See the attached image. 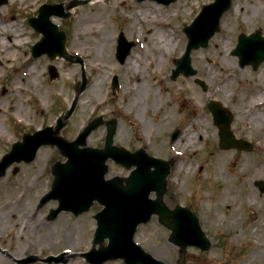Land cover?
Segmentation results:
<instances>
[{"label":"rangeland","instance_id":"1","mask_svg":"<svg viewBox=\"0 0 264 264\" xmlns=\"http://www.w3.org/2000/svg\"><path fill=\"white\" fill-rule=\"evenodd\" d=\"M68 1L71 0H8L7 4L0 5V29L6 28L13 32L22 28L32 33L28 35L23 52H16V58L9 51L4 52L13 58L9 66H2L0 58V104L4 109L0 114V118L4 119L1 121L4 130L0 133V160L24 135L55 124L56 118L70 107L76 86L81 84L80 75L83 71L87 79L86 88L78 96V103L61 131V137L72 141L97 117L104 122L115 120V146L129 152L144 149L149 156L169 163L165 189L170 195L165 193L163 202L169 209L182 206L194 212L210 245L207 251L194 247L180 251V247L169 241L170 231L160 223L156 215L148 223L137 227L134 243L163 264H257L250 260L252 258L246 261L244 257L256 245L255 230L259 233L258 241L264 244V192L260 193L254 184L264 181V110H250L249 103L255 92H264V62L255 71L250 66L239 68L238 58L232 55V51L238 35L242 33L249 35L260 31L264 36V8H258L260 5H256L254 0H231L230 8L220 18L219 32L212 36L207 47L191 52L195 77L179 75L173 80L171 70L175 68L174 61L182 56L187 44L182 27L193 21L201 5L211 4L213 0H175L168 5L157 4L155 0L90 2L71 10L68 19H51L52 24H56L58 30L66 34L64 44L67 52L81 58L82 64L69 63L60 58L51 60L44 55L33 58L32 45L40 40L41 35L32 29L29 19L37 16L41 4H67ZM124 2L131 5V9H140L143 17L152 21L140 22L135 27L137 35H141L138 32L141 30L144 39L138 41L132 37L135 33L127 31L131 20L119 17L128 11ZM145 3L153 5V14L144 7ZM238 4L243 10L237 17H233L231 13ZM171 10L173 12L169 13ZM81 17L93 20L94 24L87 31L79 33L75 22ZM100 22L105 23V27L99 26ZM163 29L176 31L181 43L171 57H166L163 66L157 67L155 71L162 82L159 88L162 99L156 101L154 88L147 84L139 89L138 97L133 98L130 94L134 91L133 82L130 74L126 73L127 58L119 63L115 57L118 35L122 33L127 41L133 43L130 56L154 30L161 32ZM101 30L112 43L110 52L101 43ZM226 48L229 50L226 51ZM99 50L105 54L97 56ZM29 64L35 67L36 79L28 85V91L13 89L12 79ZM50 66L57 72L55 79L49 77ZM92 66H96L98 71L92 69ZM113 76L118 77L119 88L116 90L110 85ZM195 78L202 80L207 89L202 90L193 81ZM4 87L12 90L7 96L4 95ZM43 90H46V95ZM130 98H133L132 101ZM210 101L220 103L233 114L230 132L238 141L250 142V152L218 147V128L206 108ZM18 105L23 112L18 111ZM169 106L172 110L167 112ZM186 124L187 128L184 129ZM194 125L198 136H195L193 145L182 150L179 138L182 133L190 134ZM174 130L179 131L178 137L170 142V134ZM105 135L104 125L97 127L88 137L85 146L103 148ZM218 156L222 160L221 173H225L227 179L214 174L213 164ZM59 161L64 162L65 158L55 147L43 146L32 162L12 163L0 176V191L27 193L25 199L30 205V213H37L36 220L23 227L20 226L17 210L9 215L0 212V264H89L82 254L92 248L98 250L108 245V239L92 245L96 230L94 216L103 208L97 202L80 215L74 216L71 212L63 211L54 218L49 215L58 206L56 200L39 205L41 198L51 190L54 180L51 169ZM107 165V179L119 178L123 181L132 170L111 160H108ZM248 169L257 172L252 182L244 183L234 199L219 203L222 188L225 185L233 187L241 184L244 178L240 173ZM248 190H253L251 199L244 195ZM150 198H155L154 193L150 194ZM38 221L45 224L44 229H35ZM70 224L75 230H72V235L67 232L65 237L60 231L63 232ZM47 229L52 236L49 241L43 237ZM18 230L22 236L14 238ZM49 256L57 257V261L47 262ZM103 264L124 262L112 260Z\"/></svg>","mask_w":264,"mask_h":264},{"label":"water","instance_id":"2","mask_svg":"<svg viewBox=\"0 0 264 264\" xmlns=\"http://www.w3.org/2000/svg\"><path fill=\"white\" fill-rule=\"evenodd\" d=\"M155 1L167 5L173 0ZM6 2L7 0H0V5L6 4ZM86 3L74 0L68 4L66 9L62 4L42 5L39 8L37 18L29 20L32 27L42 35L41 40L32 47L34 58L45 54L51 59L60 57L68 62L82 63L80 58L68 55L64 45L66 36L50 22V17L68 18L70 9ZM229 4H231L230 0H215L211 5L203 6L193 22L189 26L183 27L188 41L182 57L175 61L176 68L172 70L171 79H176L180 74L186 77L196 74V71L191 67L190 53L192 50L207 47L210 38L219 31L220 18L229 9ZM125 41L124 37L120 35L116 52L120 63L125 60L132 46L131 43ZM235 47L232 54L238 57L240 68L250 65L255 71L264 62V37L260 35L259 31L250 36L239 35L238 44ZM49 75L52 79L56 78L57 73L54 68L49 69ZM196 83L206 90V85L203 82L196 80ZM86 84V77L82 73V82L77 85L70 109L57 118L55 127L36 131L34 135H25L23 142L14 144L11 152L4 156L0 162V176L12 163L31 162L41 146L57 147L60 154L67 160L65 163L57 162L52 167L54 175L52 189L44 196L40 205L49 200L59 202L58 208L50 213V218H54L62 211H69L73 215L82 214L89 210L93 201L104 207L94 217L97 228L92 245L101 244L105 239H108V245L98 250L92 248L88 254H85L84 257L90 264H103L119 259L123 260L125 264H163L152 259L133 243L137 226L147 223L153 215H157L160 223L171 231L169 241L179 246L180 251L184 252L183 250L191 246L202 251L208 249L210 244L202 233L195 215L180 206L169 210L163 203V194L166 192L165 177L169 173V164L155 157H148L143 150L131 154L113 146L115 121L105 122L107 135L105 146L102 149H91L85 146L90 133L103 124L100 117L90 122L72 142H68L60 136L61 129L73 113L74 107L78 103V96L84 91ZM116 84L117 79L114 78L112 87L115 88ZM207 108L213 115L215 125L219 128L218 143L220 148H237L250 152L251 146L247 142L236 140L229 132L232 116L227 113L226 109L216 101L209 102ZM178 133L176 130L171 134V142L177 138ZM108 159L126 169L132 167L134 169L123 181L119 178L105 180V175L108 172L106 166ZM255 184L261 192L264 191L263 182ZM152 192L155 193L154 200L149 198ZM51 261H57V258L49 257L47 262Z\"/></svg>","mask_w":264,"mask_h":264},{"label":"bare ground","instance_id":"3","mask_svg":"<svg viewBox=\"0 0 264 264\" xmlns=\"http://www.w3.org/2000/svg\"><path fill=\"white\" fill-rule=\"evenodd\" d=\"M119 0H115V2H118ZM97 2V0L92 1V3ZM254 3L256 5H260L257 6L259 7H263L264 8V0L259 1V0H254ZM125 4V7L127 8V12H123L120 14L119 17H121L122 19H125L127 21V19L131 20V23L127 26V31H132L133 34L132 37L136 38L138 41L140 39H144V35L142 34V31L139 30L138 32L141 33V35H137V30L135 29L136 25H139L140 22H146V23H150L152 22L150 19H145L142 15V13L140 12V9H136V7H134L133 9H131V5L127 4V3H123ZM145 8L148 9V11L150 13H154L153 12V5L149 4V3H145L144 4ZM243 7L238 4L233 8L232 11V15L233 17H237L238 13L242 12ZM173 10H171L169 13H172ZM169 13H167L166 15L168 16ZM102 19V18H100ZM164 19V18H163ZM76 30H79V33L85 32L88 30L90 25L94 24V21L88 18H84L81 17L79 19L76 20ZM101 24H98L99 26H104L105 23L100 22ZM165 24L168 25V23L165 20ZM105 27V26H104ZM28 35H32L31 31H26L24 29H16L13 32L9 31L6 28H2L0 29V58L2 60V66H9L13 60V58H16V52L17 51H21V53L23 52V47L24 45L28 42L29 36ZM85 37V36H84ZM100 37H101V43L105 44V46L107 47V52L111 51L112 48V43L110 41V39L108 38L107 34L105 32H102V30L100 31ZM180 40L179 37L176 33V31H164V29L161 32L158 31H153L149 36H147L144 40L143 43L139 44V46L132 51V53L130 54L129 57H127L126 59V73L130 74V78H131V82H133V86H132V90L133 93H130L131 96H133V98L138 97V93H139V89L141 90L142 88H144V86L147 84V86H151L154 88V99L156 101H160L162 99V94L161 91H159V88L162 86V82L160 79H158L157 77V67H162L164 64V60H166V57H171V55H173L175 53V49H177L180 45ZM229 50L228 48H226V51ZM9 51V53L13 56V58H11L10 55L8 54H4V52ZM3 52V53H2ZM105 53L101 52L99 50V54H97V56L99 55H104ZM225 54V51H224ZM96 66H92V69H95L96 71H98L96 69ZM37 73L35 71V67L32 66V64L27 65L26 69H24L23 72H21V74L16 75L11 83L13 86V89L18 88L20 91L21 90H27L26 89L28 87V85L31 84V82L36 79ZM1 76V75H0ZM96 83H98V80H96ZM152 83V84H151ZM25 88V89H24ZM186 90V89H185ZM184 90V91H185ZM4 91V95L7 96L9 93L12 92V90H8L7 87L3 88ZM10 91V92H9ZM264 91V88H263ZM43 94L46 95V90H43ZM42 95V93H41ZM133 98H130V100L132 101ZM250 110H256V109H262L264 110V92H255V94L253 95V98H250ZM7 102V101H6ZM130 102V101H129ZM2 103V102H1ZM131 103V102H130ZM19 106V105H18ZM22 107L19 106L18 111L19 112H23L21 111ZM1 110L4 111L3 107L0 104V114H1ZM172 110V108L169 106L166 108L167 112H170ZM4 121L3 117L0 118V133L2 130H4ZM187 125L184 127V129L187 128ZM183 129V130H184ZM198 131L195 130V125L193 126V131L190 134H181L179 141H180V145H182V150H184L185 148L191 146L194 144L195 142V136H198V134H196ZM200 139V137H199ZM177 152V151H176ZM177 154H179V152H177ZM222 160L221 157L218 156L215 159L214 162V174L219 177L222 176L223 178H226V175H224L225 173H221V164ZM188 168V166H187ZM241 177L244 178V180L241 182V184H236L233 187H229L227 185H225L221 192L219 193V203L224 204L227 202L228 199H234L237 195H239V189L244 187V183H250L252 182L253 178L255 177V175L257 176V172L255 170H250L248 169L245 173H240ZM253 190H248L245 192V197L248 199H251L253 197ZM27 196V193H23L20 191H16V190H1L0 191V212L3 213L4 215H9V213L14 214V212H16V210L19 212V222H20V226H27L28 224H32L36 218H37V213H30L29 210V203L27 202V200L25 199V197ZM4 204V205H3ZM26 211L27 214H23V212ZM16 221V218H15ZM14 221V222H15ZM18 223V220L16 221ZM19 226V227H20ZM44 229L45 228V224L43 222L38 221V225L35 227V229ZM72 230H75V228L73 227V225L70 224V226L65 227V229L61 232L62 235H66L67 232L71 233L72 235ZM45 231V235L43 237H46L47 241L50 240V233L49 230H44ZM58 232V230H57ZM255 233V240H256V245L252 247L251 252L244 257V259L246 261H248L250 258V260H253L254 262L256 261L257 264H264V244L260 241H258V232L257 230L254 231ZM70 235V236H71ZM240 235H243V231L240 232ZM14 238H19L22 236V232H20V230H18L15 234H14ZM66 237V236H65ZM65 239V238H64Z\"/></svg>","mask_w":264,"mask_h":264}]
</instances>
